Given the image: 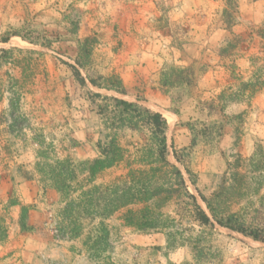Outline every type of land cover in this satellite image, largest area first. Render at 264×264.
<instances>
[{
    "label": "rangeland",
    "instance_id": "1",
    "mask_svg": "<svg viewBox=\"0 0 264 264\" xmlns=\"http://www.w3.org/2000/svg\"><path fill=\"white\" fill-rule=\"evenodd\" d=\"M234 8L228 29L223 11ZM4 37L0 264H264V242L215 222L199 225L178 201L165 208L184 241L173 249L164 233L125 226L120 213L105 221L109 236L100 250H88L83 238H58L51 216L59 198L45 188L35 154L41 149L79 168L98 157V141L112 133L133 152L150 130L128 128L130 116L113 98L135 103L166 120L167 159L198 205L210 216L201 194L211 199L217 218L233 216L264 236V0H0ZM84 40L86 53L77 44ZM76 59L85 86L64 64ZM112 75L121 79L124 95L87 81ZM12 89L27 119L13 128ZM238 162L245 177L236 184ZM122 168L106 170L97 182ZM21 207H28L27 231L19 225Z\"/></svg>",
    "mask_w": 264,
    "mask_h": 264
},
{
    "label": "trees",
    "instance_id": "2",
    "mask_svg": "<svg viewBox=\"0 0 264 264\" xmlns=\"http://www.w3.org/2000/svg\"><path fill=\"white\" fill-rule=\"evenodd\" d=\"M235 12V8L233 11L227 9L223 11L228 29L235 22ZM8 40L9 37H4L0 42L6 43ZM87 43V40L77 41L78 49L86 53ZM8 51L0 49V55H6ZM64 64L70 69L76 82L80 86H85L86 80L77 68L81 65L79 59L75 60L74 65ZM87 81L92 87L125 94L122 81L116 75L107 78H88ZM13 90H11L12 97L8 99V114L12 119L9 126L12 128L16 124L26 123L24 120L27 121L24 116H22L24 120L21 118L18 107L20 97L17 94V98L13 99L17 92ZM94 97L104 98L98 93H95ZM113 101L130 116L129 122L132 123L128 128L137 129L142 125L150 130L147 142L136 147L133 152L122 148L112 133V138L108 134L104 136L105 141H98V157L83 163L79 168H76L69 159L49 158V155H46L47 151L38 149L35 153L40 159L36 165L38 168L41 166L36 170L37 173L40 174L42 182H46L45 188L52 189L59 198L60 206L51 216L58 238L70 241L83 238L84 246L88 250H100L106 246L109 236L105 221L114 214L120 213L125 226L142 232L164 233L169 249H173L184 241L179 239L174 230L178 222L165 213V208L170 203L178 201L199 225L212 227L215 222L218 226L237 232L253 241L264 242L262 233L256 229L244 228L233 216L225 219L217 218L211 199L199 194L210 216L198 205L195 196L187 190L182 172L167 159V123L160 113L122 99L113 98ZM19 127L22 129L24 126ZM34 141L38 148L43 147L39 138H34ZM186 155L184 153V156ZM173 157L176 162L181 163V158L178 157L175 149H173ZM121 164H123L122 170L114 174L112 179L107 182H97L98 177L106 170ZM235 165L232 180L237 184L245 176L241 170V162ZM184 170L188 176H191L186 167ZM26 178L30 177L26 176ZM190 181L195 185L193 179ZM27 209L28 207L20 208L19 225L24 231L29 230L26 226ZM5 232L6 230L3 229L0 240L5 238Z\"/></svg>",
    "mask_w": 264,
    "mask_h": 264
}]
</instances>
